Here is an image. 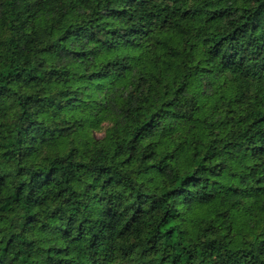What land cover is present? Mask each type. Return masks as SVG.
I'll use <instances>...</instances> for the list:
<instances>
[{
	"label": "trees",
	"instance_id": "obj_1",
	"mask_svg": "<svg viewBox=\"0 0 264 264\" xmlns=\"http://www.w3.org/2000/svg\"><path fill=\"white\" fill-rule=\"evenodd\" d=\"M0 264H264V0H0Z\"/></svg>",
	"mask_w": 264,
	"mask_h": 264
}]
</instances>
